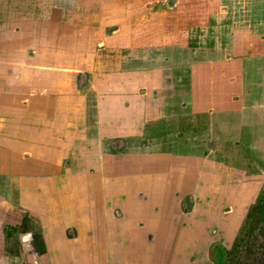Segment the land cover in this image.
Masks as SVG:
<instances>
[{
	"label": "crops",
	"instance_id": "1",
	"mask_svg": "<svg viewBox=\"0 0 264 264\" xmlns=\"http://www.w3.org/2000/svg\"><path fill=\"white\" fill-rule=\"evenodd\" d=\"M255 214L264 0H0V264H239Z\"/></svg>",
	"mask_w": 264,
	"mask_h": 264
},
{
	"label": "rangeland",
	"instance_id": "2",
	"mask_svg": "<svg viewBox=\"0 0 264 264\" xmlns=\"http://www.w3.org/2000/svg\"><path fill=\"white\" fill-rule=\"evenodd\" d=\"M160 10L162 11L164 9H160ZM137 19H138V24L140 27H143V26L146 27V28H141V29L149 30L150 25H152L153 23L152 21L154 17L151 14L149 15V13L145 12L144 10H141L138 13ZM132 20L134 19L132 18ZM125 22L127 23L126 25H131V26L135 24V21H131L128 13H125ZM157 23H156V28L158 30L154 33H156V35H159L158 41H161L163 38H161L160 34H157L159 32V27H161V24H159V22ZM126 25L124 28H126ZM146 39H148V37H146ZM255 215L256 216H254V218H252L249 221L252 223L251 224L252 229H251V225H249L250 223L246 224V226L241 230L240 237L238 238V241H237L238 244L236 246L234 255L238 263L240 262L239 264H246V263H243L244 260L246 259H248V261L250 262H253L254 264H260L261 261L263 260L264 246L260 245V238L264 237V229H260V222L262 220L261 215L260 214H255ZM246 251H247V254H246Z\"/></svg>",
	"mask_w": 264,
	"mask_h": 264
},
{
	"label": "trees",
	"instance_id": "3",
	"mask_svg": "<svg viewBox=\"0 0 264 264\" xmlns=\"http://www.w3.org/2000/svg\"><path fill=\"white\" fill-rule=\"evenodd\" d=\"M220 247L221 246H215L214 247V251H212V252H213V254L217 255V257H218L217 259L216 258H214V259H215L217 264H225L228 254L225 250H223L222 247L221 248Z\"/></svg>",
	"mask_w": 264,
	"mask_h": 264
},
{
	"label": "clouds",
	"instance_id": "4",
	"mask_svg": "<svg viewBox=\"0 0 264 264\" xmlns=\"http://www.w3.org/2000/svg\"><path fill=\"white\" fill-rule=\"evenodd\" d=\"M27 238H29V239H30V234H27Z\"/></svg>",
	"mask_w": 264,
	"mask_h": 264
}]
</instances>
